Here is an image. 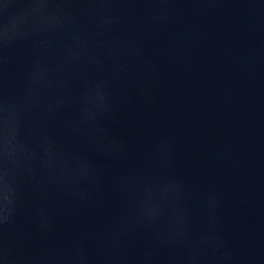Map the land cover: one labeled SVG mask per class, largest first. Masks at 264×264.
<instances>
[{
    "label": "water",
    "instance_id": "95a60500",
    "mask_svg": "<svg viewBox=\"0 0 264 264\" xmlns=\"http://www.w3.org/2000/svg\"><path fill=\"white\" fill-rule=\"evenodd\" d=\"M0 264H264V0H0Z\"/></svg>",
    "mask_w": 264,
    "mask_h": 264
}]
</instances>
